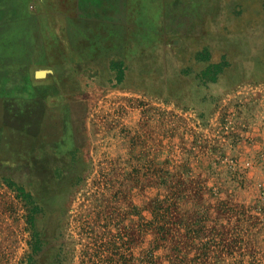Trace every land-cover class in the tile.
I'll return each instance as SVG.
<instances>
[{
  "label": "rangeland",
  "instance_id": "obj_1",
  "mask_svg": "<svg viewBox=\"0 0 264 264\" xmlns=\"http://www.w3.org/2000/svg\"><path fill=\"white\" fill-rule=\"evenodd\" d=\"M263 4L0 0V264H264Z\"/></svg>",
  "mask_w": 264,
  "mask_h": 264
},
{
  "label": "trees",
  "instance_id": "obj_2",
  "mask_svg": "<svg viewBox=\"0 0 264 264\" xmlns=\"http://www.w3.org/2000/svg\"><path fill=\"white\" fill-rule=\"evenodd\" d=\"M263 11H264V4L262 6ZM216 68V66L214 67ZM213 78L210 79V81H212ZM31 205L30 211L28 213V216H26V220L25 223L28 226V228L30 229V231L33 232V235L30 236V241L28 243L29 245V249H30V253L28 254V259L31 260L32 255L37 251L38 247H39V232L35 231V218L37 216V213L39 212L40 209H38L37 205ZM163 217L160 219H156L153 222V228L156 235H157V239L156 241H165L166 239V235L168 233V223L166 222V220H162ZM159 239V240H158Z\"/></svg>",
  "mask_w": 264,
  "mask_h": 264
},
{
  "label": "water",
  "instance_id": "obj_3",
  "mask_svg": "<svg viewBox=\"0 0 264 264\" xmlns=\"http://www.w3.org/2000/svg\"><path fill=\"white\" fill-rule=\"evenodd\" d=\"M33 77H34L35 79H41V78L44 77V72H43V71H36V72H34Z\"/></svg>",
  "mask_w": 264,
  "mask_h": 264
}]
</instances>
